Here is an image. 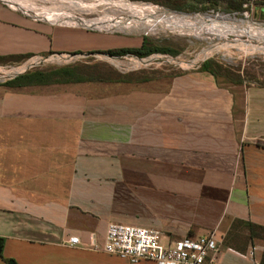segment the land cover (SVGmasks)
Returning a JSON list of instances; mask_svg holds the SVG:
<instances>
[{"label":"crops","instance_id":"0c3cea01","mask_svg":"<svg viewBox=\"0 0 264 264\" xmlns=\"http://www.w3.org/2000/svg\"><path fill=\"white\" fill-rule=\"evenodd\" d=\"M87 27L0 0V64L90 53L76 31L120 35ZM199 67L135 83H0V264H155L98 250L111 223L154 229L164 246L213 232L216 264H259L264 85Z\"/></svg>","mask_w":264,"mask_h":264},{"label":"rangeland","instance_id":"374dc122","mask_svg":"<svg viewBox=\"0 0 264 264\" xmlns=\"http://www.w3.org/2000/svg\"><path fill=\"white\" fill-rule=\"evenodd\" d=\"M9 2L11 5L15 6L16 8L26 11L33 15H41L43 18H47L49 20H55V15L59 16L60 13L53 15L50 11V16L48 11L43 14L39 9L27 8V7H18L15 5V2L12 0H4ZM55 1V2H54ZM50 1L57 4L63 2V0H54ZM116 1V0H115ZM117 1H127V2H138V3H145L150 4L154 7L162 8L165 11L172 12L179 15H187V16H201V15H216V14H228L231 17H236L239 19H247L252 23H261L264 24V15L262 17H255V15L251 12L248 17H244L243 14H233L229 13L227 10H223L222 7H208L204 6L203 9H198L195 11H190V9H186L185 11H175L162 0H117ZM38 8L40 7H48L52 8V12L55 13L57 6H54L50 3L44 4L41 2H36ZM76 3H64L66 9L69 8L68 5L72 6ZM258 4V3H257ZM19 5V4H18ZM62 10V9H61ZM179 12V13H178ZM71 13V12H70ZM48 14L49 16H46ZM59 14V15H58ZM74 16L78 17V19L84 20H96L98 16L101 15V12L98 10L96 12L92 11L89 13H72ZM72 16V15H71ZM118 16V15H117ZM112 18L115 19L114 15ZM127 18V17H125ZM112 19V21H113ZM58 20V19H57ZM60 20V19H59ZM136 32L132 31H114L113 33H119L120 35L108 36V35H101L96 34L94 32H78L76 31L75 42L76 48L81 50H88L91 52H96V50H105L109 48H117V47H126L128 42L141 40L145 38L146 44H148L149 48H167L171 50L169 53H160V52H153L152 54L148 55H163L168 56L169 58H173L179 60V64H169L163 62L159 59H154L150 62L145 63L146 65L140 66L137 68H131L129 64V58L127 56L116 58L121 63H114L109 62L104 56H88V57H81L75 60L65 61L61 60L60 62H43L38 65L31 67L25 73L21 74L19 77L16 76L14 78H20L27 75H32V78H36L38 81L48 83V82H61L66 81L69 79L76 78V80H99L104 79L105 77L110 76L112 73L115 75H135L136 73H142L145 77L147 75L153 74H163L165 72L168 73H175L179 74L186 70H192L197 68L203 62L208 61L213 64L218 69L219 74H225L229 77L233 78L237 77L236 71L241 72V80H245L247 82H251L253 84H260L264 85V54L258 52H250L246 56L243 55L241 51H237L235 47H231V45L225 46L223 43L220 44L213 36H206L208 40L205 38H193L191 34H188L186 31L181 30L178 32H165L163 30H157L153 33H139L138 30ZM199 32V31H197ZM194 32V33H197ZM121 34L128 36L124 37ZM225 38L223 41H233L238 42L239 46L244 45V43L248 42L249 44H256L257 41L264 39V34H255L254 38L251 39L252 35L247 31H238L235 33H226ZM249 37V38H248ZM262 38V39H261ZM236 39V41H235ZM240 39V40H239ZM215 43V46H214ZM218 44V45H217ZM133 45V44H130ZM225 46V47H224ZM216 48V49H212ZM222 47L228 50V57L223 58L221 51ZM211 50V51H210ZM218 52H217V51ZM231 52V53H230ZM146 58V57H145ZM144 59V58H142ZM230 59V60H229ZM203 61V62H202ZM202 62V63H201ZM13 65L11 64H0V79L2 80L4 77L2 70H9L12 68ZM14 67V66H13ZM40 75V76H36ZM135 79V76H133ZM12 78V79H14ZM7 79L4 83L12 80Z\"/></svg>","mask_w":264,"mask_h":264},{"label":"bare ground","instance_id":"6f19581e","mask_svg":"<svg viewBox=\"0 0 264 264\" xmlns=\"http://www.w3.org/2000/svg\"><path fill=\"white\" fill-rule=\"evenodd\" d=\"M54 0H12L15 2L14 4L39 9L43 14L48 11L55 15L57 13H62V17L55 15L54 17L56 21L61 22H73L78 25L88 26L94 29L100 30H108V31H132L139 33H153L157 30H163L167 32H178L181 30L186 31L188 34H191L193 38H205L208 40L206 36H213L218 43H223L225 46L231 45V47H235L237 51H241L243 55H247L250 52H258L264 54V39L257 41L256 44H249L248 42L244 43V45L239 46L238 42L233 41H223L226 33H235L238 31H247L252 37L251 39H255V34H264V24L261 23H252L247 19H239L236 17H231L229 15L216 14V15H201V16H187V15H179L172 12H168L163 10L162 8L154 7L150 4L138 3V2H127V1H114V0H63L62 3L51 2ZM36 2H41L44 4L50 3L54 6H57L56 12H52V8L48 7H40ZM76 3L75 5L69 6L70 8L63 6L64 3ZM62 9V10H61ZM100 11L101 15L98 16L96 20H84L78 19V17L74 16L72 13H89ZM50 11V12H49ZM71 12V13H70ZM46 14V16H49ZM72 15V16H71ZM114 15L115 19L112 18ZM118 15V16H117ZM127 17V18H125ZM47 19V18H45ZM58 19V20H57ZM60 19V20H59ZM113 19V21H112ZM49 20V19H48ZM51 21H54L53 19ZM199 31V32H197ZM197 32V33H194ZM249 38V37H248ZM240 40V39H239ZM236 41V39H235ZM218 45V44H217ZM215 46V43H214ZM224 46V47H225ZM212 49H216L213 48ZM211 51V50H210ZM217 51V50H216ZM221 54L223 58L228 57V50L222 47ZM218 52V51H217ZM231 53V52H230ZM105 57V56H104ZM109 62L121 63L118 59L115 58H107ZM159 59L163 62L169 64H179V60L169 58L168 56L163 55H153L145 59H136L129 58L128 62L131 68H137L140 66L146 65L145 63L150 62L154 59ZM52 60L53 59H49ZM67 60V59H62ZM230 60V59H229ZM57 61V60H54ZM115 64V63H114ZM116 65V64H115ZM120 65V64H119ZM116 65V66H119ZM20 70V69H18ZM16 69H10L3 71L4 76L11 77L12 74L17 72Z\"/></svg>","mask_w":264,"mask_h":264},{"label":"built area","instance_id":"2783aa9c","mask_svg":"<svg viewBox=\"0 0 264 264\" xmlns=\"http://www.w3.org/2000/svg\"><path fill=\"white\" fill-rule=\"evenodd\" d=\"M258 0H246L243 7L246 9L241 14L248 17L254 11ZM238 14V13H235ZM254 14V13H253ZM81 56L51 54L46 57L30 58L21 65L12 66L10 69H20L12 75L29 70L31 67L43 62H60L75 60ZM9 69V70H10ZM2 70L1 73H3ZM0 83H4L8 76ZM69 246L78 245L76 237H69L66 241ZM218 240L215 233L201 235L195 238L184 237L183 239L164 246L160 243V233L154 229L138 226H129L111 223L107 226L104 241L98 250L127 259L130 263L140 260H150L155 264H216L218 253ZM95 247V246H94Z\"/></svg>","mask_w":264,"mask_h":264},{"label":"trees","instance_id":"16d2710c","mask_svg":"<svg viewBox=\"0 0 264 264\" xmlns=\"http://www.w3.org/2000/svg\"><path fill=\"white\" fill-rule=\"evenodd\" d=\"M132 1H138V0H132ZM140 1V0H139ZM164 3H166L168 6H170L175 11H185L186 9H190V11H195L198 9H203L204 6L208 7H222L223 10L229 11V13H242L246 9L243 7V4L246 2V0H162ZM259 1H257L258 3ZM155 52L160 53H169L171 50L167 48H149L148 44H146L145 38H142L141 46L138 48H118V49H110L107 51H104V53L108 54L112 57H122L126 56L128 58H145L148 55ZM131 55V56H130ZM199 69L206 70L211 72L214 75L219 74L217 67H215L213 64H211L208 61L203 62ZM40 76V75H36ZM135 76V79L134 77ZM19 77V76H18ZM145 79V76L141 73H136L135 75H115L112 73L110 76L105 77L101 80H112V81H121V82H131L135 83L139 80ZM44 83L40 80L38 81L36 78H32V75L23 76L20 78H14L13 80H10L6 83V85L13 84V85H30V84H39ZM259 264H264V252L262 255V258L259 262Z\"/></svg>","mask_w":264,"mask_h":264},{"label":"water","instance_id":"95a60500","mask_svg":"<svg viewBox=\"0 0 264 264\" xmlns=\"http://www.w3.org/2000/svg\"><path fill=\"white\" fill-rule=\"evenodd\" d=\"M14 8H16L15 6H13ZM179 13V12H178ZM233 14H235V13H233ZM225 15H228V14H225ZM61 22H63V21H61ZM65 22V21H64ZM88 28V27H87ZM88 29H90V30H94L93 28H88ZM98 31V30H97ZM114 31H112V32H110V33H113ZM96 54H92V53H88V54H81V55H71V56H81V57H88V56H95ZM97 55H99V56H105V57H107V58H120V57H112V56H109L108 54H106V53H97ZM126 56H128V55H126ZM131 56V55H130ZM122 57H125V56H122ZM150 57V56H149ZM146 58H148V57H146ZM137 59H142V58H137ZM145 59V58H144ZM203 62V61H202ZM201 62V63H202ZM24 71L25 70H22L21 72H19V73H16V74H14L13 76H11V77H9L8 79H12V78H14V77H16V76H19V75H21L22 73H24Z\"/></svg>","mask_w":264,"mask_h":264}]
</instances>
